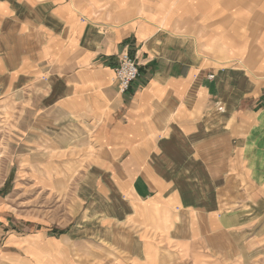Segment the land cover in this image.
<instances>
[{
	"label": "crops",
	"instance_id": "crops-1",
	"mask_svg": "<svg viewBox=\"0 0 264 264\" xmlns=\"http://www.w3.org/2000/svg\"><path fill=\"white\" fill-rule=\"evenodd\" d=\"M122 53L140 71L125 95ZM0 80L31 99L22 178L55 192L71 145L79 179L60 222L0 204V264H74L90 237L127 264L205 257L233 225L264 237V0H0ZM220 190L243 196L237 221Z\"/></svg>",
	"mask_w": 264,
	"mask_h": 264
},
{
	"label": "rangeland",
	"instance_id": "rangeland-1",
	"mask_svg": "<svg viewBox=\"0 0 264 264\" xmlns=\"http://www.w3.org/2000/svg\"><path fill=\"white\" fill-rule=\"evenodd\" d=\"M5 86L6 83L0 80V204H10L17 208L25 203H27L25 205H28V203L33 204L34 201L41 202L42 214L45 217H49V214L53 213L52 210L58 209V213L61 210V213L57 216L60 222V219L62 220L63 218L62 215L66 213L61 208H64L65 204L74 202L75 189L79 180L74 176L75 171H71L76 165L73 147L70 145L67 149H58L62 151L59 152L58 157L59 168L70 170V172L63 174V177L57 179L58 188L55 192L49 191L47 188H38L31 179L24 180L20 173V163L16 160L18 153L17 142L24 135L27 137V141L28 138L33 140L34 134L37 133V131L33 130L32 125L34 123V114L29 111V108L32 107L31 99L30 95L25 94V91L23 93L14 92L12 93L14 95L6 96L2 92ZM28 94L30 93L28 92ZM23 122L26 128L19 130L18 125L20 124L18 123L23 125ZM31 143L34 144L32 141ZM27 150L29 151L28 153H32L34 147L27 146ZM20 152L23 153L21 150ZM54 184L55 182L52 183V185ZM28 190L37 193L27 194L26 191ZM209 196L207 195V197ZM224 197H227V195L220 190L217 194V199L220 200L219 206L221 207L219 213L227 214L229 212L228 214L233 216L234 219L237 217L241 218L243 211L238 210L237 207H239L238 202L242 201L243 196L240 193L232 196V201L235 205L233 209L229 205L226 206ZM207 201H211L210 198ZM225 207L230 209L227 210ZM234 221L237 220L235 219ZM244 227L243 225H233L231 229L235 230L234 233H237V235L233 234V237L215 240L213 247L217 251L213 252V254L207 253L206 255H209H205L202 258H179L167 253L162 264H264V237H247L250 232L256 230V227H251L250 229H244ZM242 231L244 232L243 237ZM114 242L110 239L104 241L103 239H98V237H90L89 245L75 248L74 264H127L124 260L121 262V258L117 254L119 249ZM121 242L126 247L131 245V243L127 244L124 240H121ZM122 252H124L123 256L124 254H129L124 249ZM189 252L194 253V250Z\"/></svg>",
	"mask_w": 264,
	"mask_h": 264
},
{
	"label": "built area",
	"instance_id": "built-area-1",
	"mask_svg": "<svg viewBox=\"0 0 264 264\" xmlns=\"http://www.w3.org/2000/svg\"><path fill=\"white\" fill-rule=\"evenodd\" d=\"M119 66L116 69V81L118 83L119 93L125 95L132 84L140 77L139 63L128 53H122L118 57Z\"/></svg>",
	"mask_w": 264,
	"mask_h": 264
}]
</instances>
